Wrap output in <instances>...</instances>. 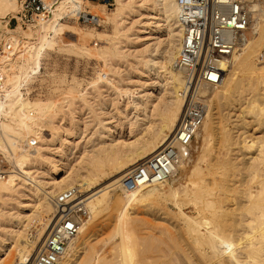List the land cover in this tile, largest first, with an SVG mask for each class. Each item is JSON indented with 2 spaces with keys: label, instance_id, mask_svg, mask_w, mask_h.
Instances as JSON below:
<instances>
[{
  "label": "bare ground",
  "instance_id": "bare-ground-1",
  "mask_svg": "<svg viewBox=\"0 0 264 264\" xmlns=\"http://www.w3.org/2000/svg\"><path fill=\"white\" fill-rule=\"evenodd\" d=\"M134 1L115 0V6L107 9L101 2L57 0L45 20L25 28L20 20L17 26L9 27V18L3 19H20L19 0H0V41L5 39L0 52V87L7 92L6 98L0 97V151L12 159L15 167L0 175V264L32 263L59 216L57 197L70 188L85 192L82 196H86L88 213L78 234L68 241L60 264H264V56L259 62L255 60L260 59L258 53L264 48V2L248 0L252 17L247 40L218 61L225 71L224 78L220 85L206 89L210 98L205 119L189 156L180 158L165 181L135 184L130 177L134 166L162 149L176 132L184 105L181 90L185 72L176 64L184 37L177 0H152L153 9H149L155 10L151 14L156 20L144 22L139 32L125 26L129 14L138 11ZM144 1L137 6L143 15L148 9V1ZM88 3L100 7L104 17L95 14L113 23L111 45L102 49L106 57H132L126 66L147 78L142 84L144 93L138 95L136 88L118 93L117 97L127 96V103H110L111 113L108 104L98 102L103 110L100 113H110L114 120L107 124L100 113L93 111L99 125L95 130L99 136L111 137L110 141L102 140L98 148L92 149V155L89 151L81 153L80 160L68 164L70 169L60 177L59 164L69 162H65L69 151L81 143L71 141L77 132L72 136L68 126L55 124L53 129L50 127L52 137L46 138L45 115L54 109L56 100L32 98L21 91V84L23 79L29 81L30 72L39 67L45 48L54 46L65 32L64 18L71 11L93 13L86 8ZM159 19L163 23L156 25ZM147 33L155 40L135 48L134 53L132 36ZM127 45L131 46L126 49ZM110 58L91 80L93 88H98L101 79H107L106 71L114 62ZM148 84H154V90L159 87V92L154 94ZM81 86V80L73 78L68 91L91 106L89 91L81 90ZM226 108L229 110L225 112ZM125 114L130 118L131 134L135 126L142 127L137 133L140 135L128 140L113 137ZM222 116L227 120L224 123ZM80 129L78 134L82 136L84 129ZM117 173L116 178L100 186L102 180ZM46 174L49 180L40 179ZM116 189L122 191L118 197L113 195ZM15 194L34 198L29 212H22L20 206L13 212L3 207L2 203ZM140 201L155 212V217L162 211L163 222L155 224L150 218L143 222L136 217L130 205ZM171 203L175 209L168 208ZM118 208L114 214L118 240L113 247L117 249L108 257L94 244L90 229L105 212H116ZM169 215L176 216V221H171ZM144 228L148 231L142 235Z\"/></svg>",
  "mask_w": 264,
  "mask_h": 264
},
{
  "label": "rangeland",
  "instance_id": "rangeland-1",
  "mask_svg": "<svg viewBox=\"0 0 264 264\" xmlns=\"http://www.w3.org/2000/svg\"><path fill=\"white\" fill-rule=\"evenodd\" d=\"M143 1L144 0L134 1L136 2V4L134 3V5L136 6V8H138L137 9L138 11H136L134 14L132 13L129 14L128 18L125 21V26L127 28L130 27L131 31L139 32L144 22L148 20L154 23V21L156 20L152 17V14H155V10H151V8L153 9V7H151V5L153 4L152 0L151 1L146 0L148 1V4L146 3V1H144L146 5H148V9L147 11L145 10L146 11L145 15L140 14L141 12L139 7L141 5L140 3H142ZM91 3L90 4L88 3L87 8L93 10V13L97 12V14L104 17V15L101 13V8L100 7L96 8ZM95 3H99V2L96 1ZM99 4L102 7L104 8L106 7L108 9V6L105 5L104 3L101 2ZM114 6L115 5L109 6V8H113ZM93 7L96 8L97 10L95 11ZM149 7L151 8L149 9ZM101 16L99 17L100 19L96 21L95 25L83 23L82 21H78L77 19L72 18V16H68V17L66 16L64 18V21L67 23L65 32L58 37V42L54 46L45 48L40 59L39 67H36L35 70L30 72L29 74L30 76H28L29 81L28 80L26 81L27 86L29 87L28 89L29 95L32 98L41 97L43 99L51 98L53 100L54 99L56 100L54 109L45 115L46 117L45 119L48 121L47 123L51 124L49 126L48 124L46 125V130H45L46 138L50 139L52 137V129L55 127L56 124L60 126L62 125V127L65 128H67L68 126L69 131L72 132V136L77 132V134L75 135H77L78 137L73 136L71 138L72 143L76 141L77 144H79L81 142L79 145L76 146L75 149L69 151L70 157H68L69 159L67 158L65 162L69 161L70 163L67 162L64 164L63 162L61 163L59 162L60 167H62V170L59 173L60 177L65 175V172L66 170H68V168L70 169V167L67 168L68 164H71L69 166H72V164L77 162L78 159L80 160L81 153L89 151L87 153L92 155L91 154L92 149L98 148L101 145L102 140L106 142L110 141L111 137H106L101 135L99 136V134L95 130L97 129V127H99V125H96V121L94 119L95 118L94 112L100 113L102 110L100 109V105H99L101 103L98 104V102L100 101V102H104L105 104H108L107 108L111 113L112 108L109 107L110 103L113 104L114 102H118L117 104L119 105L127 103L126 95H124L123 97H117L118 93H120L121 91H124L126 89L136 88L138 89V93H139L138 95L144 93L142 84L146 80L147 76L137 75L135 69L131 68L132 66L130 67L131 68L130 70L129 67L126 66L128 65L126 61H131V62L133 61L132 57L116 58L113 56H109L111 57L110 61H114L112 62V64L109 65L113 70L108 69L106 71L107 79L106 80L101 79L100 82L99 81L97 82L99 83L97 84L98 88L97 87H96L97 89L93 88L94 85H92L91 80L97 77V70L103 67L104 61H108L106 58L109 59V57H106L107 54L104 53L102 49L108 48L111 45L112 40L110 38L113 36V30H114L113 23L106 21ZM3 19L10 20L9 27H15L19 23V20L16 17L7 16L6 18ZM158 21L159 22H155V24L157 23L156 25H158L159 23H163V20L161 19H159ZM21 23L25 28L28 27V25L23 24V22ZM98 32H102V33L98 34ZM7 34L8 36L12 35V33H7ZM132 37H133L132 46L131 45L129 46H131V50L134 53H136V49L143 48L146 42L152 43L155 40L154 35L151 33H147L146 35H142L141 37H138L137 35H133ZM3 42L4 40L0 41V43ZM129 46L127 45L126 49H128ZM89 49H91V51ZM92 50H94L95 52H93ZM261 59H263V57L260 59H257L255 57V60L257 62H259ZM131 71H133V73ZM73 78L81 80L82 82L81 90L89 91L87 95L88 97L87 99L89 101L91 100L90 101L91 103L93 102L91 105L93 106V108L89 106V104H85L80 97L75 96L73 95V93L68 91V86L72 83ZM109 80H115V82L110 83ZM151 81L153 80L151 79L150 82ZM153 87L154 84L147 85V88H149L150 91H154V94L158 93L160 90L159 87L156 86L155 90L153 89ZM120 88L122 90H119ZM96 90H98V92ZM154 96L155 95H153L152 97ZM208 98H210L209 95ZM227 110H229V108H226L224 111L226 112ZM110 113H106V114L103 112L100 113L102 118H104V122L107 124H109L108 120H114V118L110 117ZM129 119L130 118H127L125 114V116L121 120L123 124L120 125L121 127H118L113 137L119 138L121 136V138H123L124 140L126 139L128 140L130 137H134L138 132L140 133V131L142 130L141 126L138 127L135 126V130L133 131V133L132 134L130 133V125L128 123ZM225 119L226 118L224 116L220 117V120L223 123L227 121ZM114 123L116 124L119 123V120L116 119V122ZM87 124L88 127L86 128ZM252 125L250 124L249 127L251 128ZM81 127H83L84 129V134L82 136L78 134L79 131L81 130L80 129ZM196 144H198V142ZM85 149L87 150L85 151ZM44 152H46V150ZM3 153L0 151V156L3 157V160L6 163L4 169L5 170L6 169L12 170V168L14 169L15 167L12 159L11 158L9 159L8 156H4L5 154ZM34 174L36 176H39L37 172H35ZM117 176L118 173L114 175V177L113 176L106 177L104 180H102V184L100 186H105ZM41 178L49 180L51 177L46 174L44 177H40V179ZM121 192L122 191L120 189H116L115 191H113V195L118 197ZM82 193L85 195V192ZM14 196L15 197L12 196L8 197L5 200V203L4 204L2 203L3 207L6 210L10 209V211L13 212L16 211L18 209L17 207L20 206L19 208H21V210L23 209L22 212H29L30 208L32 207V204L35 202V200H33L34 198H27L24 195H18V197H16L17 196L16 194ZM143 203L140 201L138 204L135 203L134 205H130V207L131 206L132 208L134 207V214L136 215V217L141 218L143 222H148L150 218L155 224H161L164 220L163 218H161V215L164 216L165 214H162V211H160L159 214L157 212L156 217H158L159 215V218L157 219L153 215L155 212L150 211V209H148L147 206L143 205ZM161 203L160 205L164 206L165 203L164 202ZM168 206L170 210L172 208L175 209V205L172 203ZM11 208H13V210ZM146 209H148V211ZM119 210L120 209L118 208V211L116 209V212L115 211L105 212L99 218L98 222L91 225L90 232L91 234H93V238H94L93 242L96 245V247L99 248L100 251H102L101 253L104 256L109 257L111 254L116 252L117 249V248L116 249L113 248L116 245V241L118 240V235L115 236L116 223H115L114 214L116 213L117 215V212H119ZM171 216L169 215L168 218H170L171 221H176L177 219L175 218L176 216L173 215ZM154 217L155 219H153ZM147 231L148 230L146 228H144L143 230L141 229L140 234L142 233V235H145L147 234Z\"/></svg>",
  "mask_w": 264,
  "mask_h": 264
},
{
  "label": "built area",
  "instance_id": "built-area-1",
  "mask_svg": "<svg viewBox=\"0 0 264 264\" xmlns=\"http://www.w3.org/2000/svg\"><path fill=\"white\" fill-rule=\"evenodd\" d=\"M113 6L115 0H87ZM57 0H19L20 20L25 25L45 20ZM264 2V0H263ZM179 19L184 26V37L176 64L185 72V84L181 90L184 98L177 129L170 141L157 153L139 162L131 172L135 184L160 182L170 178L181 157H187L196 133L204 122L208 94L206 89L220 85L225 71L218 61L233 54L250 32L252 11L248 0H177ZM87 8V6H86ZM87 11H71L68 16L87 24H96L99 16ZM5 39L0 43L4 50ZM264 56V48L259 58ZM1 60V57H0ZM2 63H0V72ZM1 76V75H0ZM0 84L2 78L0 77ZM4 86L0 87V97L6 98ZM25 79L21 91L28 92ZM29 93V92H28ZM6 166L0 156V175ZM82 191L70 188L56 199L59 216L37 250L31 264H60L68 241L75 237L81 227L88 207Z\"/></svg>",
  "mask_w": 264,
  "mask_h": 264
}]
</instances>
